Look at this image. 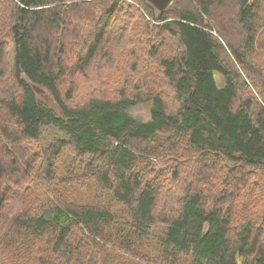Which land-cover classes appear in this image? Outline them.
<instances>
[{
    "label": "trees",
    "instance_id": "16d2710c",
    "mask_svg": "<svg viewBox=\"0 0 264 264\" xmlns=\"http://www.w3.org/2000/svg\"><path fill=\"white\" fill-rule=\"evenodd\" d=\"M263 191L264 0H0V264H264Z\"/></svg>",
    "mask_w": 264,
    "mask_h": 264
},
{
    "label": "rangeland",
    "instance_id": "374dc122",
    "mask_svg": "<svg viewBox=\"0 0 264 264\" xmlns=\"http://www.w3.org/2000/svg\"><path fill=\"white\" fill-rule=\"evenodd\" d=\"M155 8V7H154ZM156 9V8H155ZM89 10V9H88ZM157 10V9H156ZM101 12L103 13V10H101ZM99 12L98 15L101 13ZM101 15V14H100ZM139 30H136L134 33H130L131 35H137L136 33L138 32ZM85 33H82V38L86 41H91L92 40V36H90V32H87L86 30L84 31ZM107 36L106 38L108 37V41L111 39L112 35H114L115 33L113 32V34L109 35L110 33L107 32L105 33ZM126 36L128 37H131L128 33L125 34ZM105 38V39H106ZM125 40V38H124ZM78 46V45H77ZM77 48V47H76ZM75 48V51L76 52H79L81 49L80 48ZM83 52V51H82ZM169 54V52H168ZM105 60L103 61V63L97 61L96 62V65L97 67H101V69H104L105 68V65L108 63V60H107V56H105ZM75 59V57H74ZM69 60H67L68 62ZM95 65V66H96ZM100 71V73H99ZM102 71L103 70H97V74L96 75H102ZM9 69L7 70V72L5 73L4 75V78L3 79H6L8 80L9 77ZM101 77V76H100ZM81 79V78H80ZM80 79L79 78H73V75H70V76H64L63 77V80L59 83V85L61 86V88L67 90L68 88H72L73 91H74V97L75 99H79V98H85L86 94L84 93L83 94V90L81 88L80 85H78V82H80ZM81 83V82H80ZM104 87V86H103ZM149 108H150V103H139L133 107L130 108L129 112L136 118L140 119V120H145V119H148L149 117ZM57 135L55 133V131H53L52 129H49V130H46L45 133H44V138L42 139V141L40 140L39 142H34V143H31L30 147L32 148H37V146H42V142L44 145H47L49 144L53 139H54V136ZM40 144V145H39ZM28 148V147H27ZM24 151H26V147H18L17 148V151L16 153L18 154H23ZM14 153L12 152L11 153V156L10 157H13ZM63 158H61L60 160V157L58 159V163H59V160H60V167L61 168H64L66 167V165L68 163L71 162V157H70V154L69 152H65L63 155ZM10 157H4L6 160H9L11 159ZM22 158L24 159V162L27 160V157L26 156H22ZM22 164H20L21 166ZM22 167V166H21ZM20 167V168H21ZM23 169V168H21ZM183 167H178L177 170H182ZM21 174V173H20ZM152 174H155L152 173ZM152 174H150V176H152ZM166 175V172L165 174ZM17 178H20L19 176H17ZM21 178H22V174H21ZM18 179V180H21ZM158 180H155V182H153L154 184H156L158 186V184H161L162 185V188L161 190H163V186H164V178L162 176H158ZM30 180V179H29ZM246 181V180H245ZM251 178L249 179V184L247 185V189H248V194H249V190H250V185L252 184L251 183ZM248 182V180H247ZM246 189V188H245ZM246 189V190H247ZM30 192V190H29ZM264 193V191H263ZM181 194V192H179V190L177 189V186L174 185L172 187H170V192H169V195L171 196L172 199H175L177 198L179 195ZM69 199H74V200H81V201H84V202H90L92 201L93 197H94V193H93V190L90 188V186H88L87 188H83V187H75L73 188L72 190H68L67 191V195H66ZM233 197V196H232ZM171 198H168L166 199L165 201L168 203V204H172V199ZM258 199L260 200L261 199V196L260 195H257L255 198L251 199L252 201H258ZM245 201L244 200H241V198H237V197H233L231 199H229V202H228V207L231 209V210H234V212L237 211V213L240 215V212L241 213H244L245 212V209L248 208V206H250V203L245 205ZM254 207H256V205H254ZM257 210V209H256ZM264 210V208L262 209ZM253 212L255 211V209L252 210ZM252 215H254V213H252ZM238 217V216H237Z\"/></svg>",
    "mask_w": 264,
    "mask_h": 264
},
{
    "label": "water",
    "instance_id": "95a60500",
    "mask_svg": "<svg viewBox=\"0 0 264 264\" xmlns=\"http://www.w3.org/2000/svg\"><path fill=\"white\" fill-rule=\"evenodd\" d=\"M149 3H151L158 11H159V15L167 8L171 5V3L173 2V0H146ZM34 89L36 91H39V89L34 86Z\"/></svg>",
    "mask_w": 264,
    "mask_h": 264
}]
</instances>
